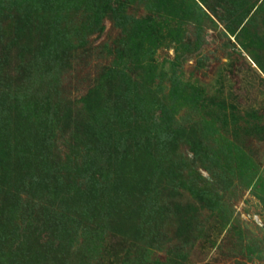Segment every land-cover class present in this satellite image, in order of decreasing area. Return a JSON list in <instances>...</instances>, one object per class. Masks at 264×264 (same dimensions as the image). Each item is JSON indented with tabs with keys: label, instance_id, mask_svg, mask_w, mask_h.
Here are the masks:
<instances>
[{
	"label": "rangeland",
	"instance_id": "1",
	"mask_svg": "<svg viewBox=\"0 0 264 264\" xmlns=\"http://www.w3.org/2000/svg\"><path fill=\"white\" fill-rule=\"evenodd\" d=\"M4 55V264H264V0H0Z\"/></svg>",
	"mask_w": 264,
	"mask_h": 264
},
{
	"label": "trees",
	"instance_id": "2",
	"mask_svg": "<svg viewBox=\"0 0 264 264\" xmlns=\"http://www.w3.org/2000/svg\"><path fill=\"white\" fill-rule=\"evenodd\" d=\"M9 30H10V28H7V29H4L2 32L4 33V32H7ZM56 45H58V42H56V41H46L43 44L37 43L36 46H37V50L40 51V54L43 58H47V57H50L52 55L53 58L59 59V58H61L63 51L57 49ZM5 60H6L5 55L2 56V58H0V61L4 62L3 64L0 63V67L3 68V67L7 66ZM8 95H9V93L6 92V94L4 96H1L0 101H2L4 103V105H6L8 108H10V107H12V104H11V100H7ZM6 100H7V102L5 104L4 101H6ZM80 115H79V118H81V122H86L88 120V119H86L85 114H80ZM3 258H4V250L2 248V238L0 235V264H4Z\"/></svg>",
	"mask_w": 264,
	"mask_h": 264
}]
</instances>
